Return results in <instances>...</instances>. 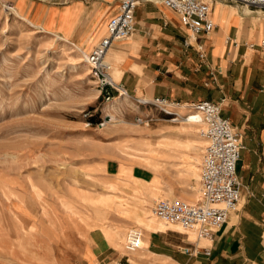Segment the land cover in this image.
I'll list each match as a JSON object with an SVG mask.
<instances>
[{"label":"crops","instance_id":"0c3cea01","mask_svg":"<svg viewBox=\"0 0 264 264\" xmlns=\"http://www.w3.org/2000/svg\"><path fill=\"white\" fill-rule=\"evenodd\" d=\"M3 1L85 51L100 39L102 23L106 25L119 4L118 0ZM217 4V27L204 39L206 59L200 65L195 50L183 44L186 32L178 16L150 1L135 9L131 36L115 41L107 53L116 67L111 71L113 80L132 97L220 103L221 115L241 134L243 148L236 166L240 199L214 239L196 235L191 239L179 227L162 224L144 230L141 248L126 253L114 245L122 237L119 230L90 231L57 217L51 221L43 206V217L35 219L27 213V205L2 200L0 264H264V48L256 45L264 36V15ZM104 170L118 175L121 166L105 163ZM130 175L139 182L154 176L146 177L135 167ZM115 204L128 213L125 204ZM63 206L76 214L68 204ZM79 219L87 225L85 216Z\"/></svg>","mask_w":264,"mask_h":264},{"label":"rangeland","instance_id":"374dc122","mask_svg":"<svg viewBox=\"0 0 264 264\" xmlns=\"http://www.w3.org/2000/svg\"><path fill=\"white\" fill-rule=\"evenodd\" d=\"M88 51L0 0V203H23L35 219L43 217V206L51 221L57 217L90 231L119 230L122 237L114 245L123 247L131 227L144 231L137 218L142 224L152 218L156 201L199 199L203 125L167 121L116 90L107 100L83 60ZM106 60L114 71V60L109 55ZM148 113L153 121L146 122ZM192 138L198 142L188 151ZM105 163L119 164L120 173H106ZM132 167L154 176L139 182L130 175ZM115 202L125 204L128 213Z\"/></svg>","mask_w":264,"mask_h":264},{"label":"built area","instance_id":"2783aa9c","mask_svg":"<svg viewBox=\"0 0 264 264\" xmlns=\"http://www.w3.org/2000/svg\"><path fill=\"white\" fill-rule=\"evenodd\" d=\"M117 12L109 17L105 33L84 54L89 75L95 80L100 92L108 100L113 90L130 96L113 80L112 66L106 56L115 41L127 39L135 28V9L144 1L159 3L173 11L186 32L185 47L193 48L199 65L206 59L204 39L217 27L213 19L214 6L228 2L236 6L264 10V0H118ZM264 48V36L256 44ZM254 47L255 44H250ZM198 65V67H199ZM142 106L167 116V121L179 123L181 119L196 116L203 124L200 130L205 145L199 165L200 195L196 202L163 199L152 206V214L171 224H177L184 232H193L196 238L213 240L214 235L226 223L240 199L241 183L236 172L237 162L243 148L241 134L221 115L220 103L209 100L183 102L176 99L155 96L133 97ZM111 119H109L110 121ZM142 122V117H137ZM152 113L146 115V122L153 121ZM143 232L131 227L124 238L123 249L133 253L141 247ZM204 253L209 251L204 248Z\"/></svg>","mask_w":264,"mask_h":264},{"label":"bare ground","instance_id":"6f19581e","mask_svg":"<svg viewBox=\"0 0 264 264\" xmlns=\"http://www.w3.org/2000/svg\"><path fill=\"white\" fill-rule=\"evenodd\" d=\"M216 6H217V3L215 4V6H214V10H213V19L216 21V18H215V11H216ZM246 8V7H245ZM249 9V8H248ZM253 12V11H252ZM259 12V11H258ZM105 33V26H104V32H103V34ZM102 34V35H103ZM85 53L83 52L82 53V55H84ZM106 58H107V56H106ZM84 60V59H83ZM111 64V63H110ZM111 66H112V64H111ZM183 122H187V123H190L189 124V126L190 127H194L195 126V124H197V123H201V125H203L202 124V122L199 120V118L198 117H196V116H192V117H190V118H188V119H181ZM194 142H198L195 138H192V140H190V143L186 146V150H188V149H195L196 147H195V145H194ZM202 142L204 143V145H205V140H203L202 139ZM189 151V150H188ZM196 156H194L193 158H191L194 162H198V160L195 158ZM192 173H194V172H192ZM195 174V173H194ZM114 184V183H113ZM111 186V185H110ZM111 188H113V186H111ZM115 189V188H114ZM151 214H152V209H151ZM152 218H150L146 223H140V222H138L139 224H141V225H143V228H144V230H152V229H155V228H161L162 227V224H164V225H171V226H177V227H179V229L181 230V231H183L182 229H181V227L179 226V225H177V224H171V223H166V222H164V221H162V220H160V219H158V218H156L153 214H152ZM157 221H159V222H156L155 220ZM156 222V223H155ZM143 232V231H142ZM187 233H193V232H187ZM194 234V233H193ZM192 234V235H193ZM141 245H142V242H141ZM123 248V247H122ZM141 248V247H140Z\"/></svg>","mask_w":264,"mask_h":264}]
</instances>
